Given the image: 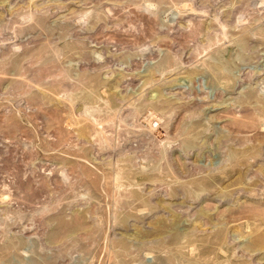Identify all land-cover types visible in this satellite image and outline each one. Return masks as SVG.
Listing matches in <instances>:
<instances>
[{"label":"rangeland","instance_id":"374dc122","mask_svg":"<svg viewBox=\"0 0 264 264\" xmlns=\"http://www.w3.org/2000/svg\"><path fill=\"white\" fill-rule=\"evenodd\" d=\"M0 264H264V0H0Z\"/></svg>","mask_w":264,"mask_h":264}]
</instances>
